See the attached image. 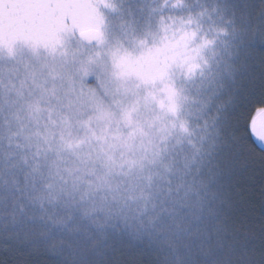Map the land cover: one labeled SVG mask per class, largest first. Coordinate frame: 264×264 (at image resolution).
<instances>
[{"label":"snow or ice","instance_id":"6c2138e0","mask_svg":"<svg viewBox=\"0 0 264 264\" xmlns=\"http://www.w3.org/2000/svg\"><path fill=\"white\" fill-rule=\"evenodd\" d=\"M194 3L195 9L187 0L156 2L138 29L126 18L134 13L125 0H0V60L10 61L19 77V87L8 89L4 121L15 146L8 153L11 183L0 187L14 229L7 238L60 256L57 264H121L107 256L112 230L130 218L128 201L142 199L135 211L150 209L151 219L167 226L158 231L174 252L181 236L202 238L197 253L177 254L175 264H264V218L258 231L241 221L249 176L237 134L242 128L243 139L264 145V98L246 103L245 92L257 42L264 46V3L255 17L231 0ZM84 49L91 51L81 58ZM68 65L70 76L58 70ZM89 76L96 86L86 83ZM260 89L264 97V75ZM189 100L198 105L191 111ZM21 112L35 131L21 122ZM65 151L83 158L95 179H86L85 169L67 170L69 186L55 161V172L45 174L41 155L46 160L55 152L62 160ZM89 160L99 161L103 173L87 167ZM114 173L131 178L132 191L143 182L151 189L154 177L179 182L173 187L168 180L166 193L140 187L133 196L112 184ZM260 175L264 210V165ZM177 204L189 208L190 219L173 214ZM78 253L97 259L78 260Z\"/></svg>","mask_w":264,"mask_h":264},{"label":"trees","instance_id":"16d2710c","mask_svg":"<svg viewBox=\"0 0 264 264\" xmlns=\"http://www.w3.org/2000/svg\"><path fill=\"white\" fill-rule=\"evenodd\" d=\"M156 2L162 3L163 0H125L124 8L127 9L130 7L133 10V17H126L129 19H134L137 23V28L139 29L144 23L145 15L147 8L149 6H155ZM188 3L192 4L193 9L197 7L194 3V0H187ZM209 6L213 3H216L217 0H207ZM220 3L225 2V0H219ZM235 3L240 9L246 10L255 17L257 10L260 5L264 3V0H231ZM247 6V8H245ZM102 11H107L102 9ZM169 9H165V12H168ZM0 15H2V6H0ZM109 20H113L111 14L108 16ZM155 23V21H153ZM218 24L224 23V21H217ZM118 31V30H117ZM127 44V41H125ZM71 48L75 50L77 45L75 42L71 45ZM91 49L82 50L79 55L81 58H86ZM252 64L251 75L248 77L245 82V92L247 93V102H255L264 98L261 95L260 89V79L264 75V46H260L259 42L255 47L252 59L250 61ZM62 74L70 76L72 74V66L68 65L65 68L58 69ZM13 66L12 63L8 60H0V105L4 106V114L0 115V171H3L5 175L0 176V187L5 186V181L8 184L11 183L12 175L9 174V164L11 161L8 158V153L15 150V146L10 147L8 144V134H9V125L4 121L8 118V105L11 103L12 94L8 93V89L12 88L13 84L19 87V77L13 76ZM23 71V69H21ZM11 80V83L9 82ZM86 83L91 86L95 85V77L89 76L86 79ZM98 87V86H97ZM101 94L102 90L98 88ZM193 95L195 93L193 92ZM197 104H194L189 100L185 104V108L189 111L197 107ZM20 115L23 117L21 122L29 123V128L32 131H35V127L31 125L28 121L27 116L24 112H21ZM150 115V114H149ZM53 118H55V113H53ZM47 122V116L45 114L44 120L38 125L43 131L44 123ZM11 130H16L15 128ZM238 135L241 136V158L245 159L248 162L247 170L249 178L245 183V191L248 192L249 196V207L243 210L241 215V221L244 226L248 229H253L258 231V225L262 218H264V210L259 206V185L261 179V166L264 165V153L260 152L253 144L252 139L248 138L247 140L243 139V129L239 128ZM27 151V149H25ZM31 151L35 153L36 148L33 145ZM63 159L57 160L55 152L49 153L47 159L45 160L44 156L41 155L39 158L41 160L42 170L45 174L48 173L49 169L55 172V164L60 165L61 173L64 177H68V185H71L72 178L69 176L67 170H72L73 175H79L80 169H85L84 164L82 163L81 157H77L71 152L65 151L61 153ZM119 156V151L117 152ZM55 161V164L53 163ZM95 167L98 173H103L104 169L99 161L93 162L88 161L87 167ZM163 171V170H161ZM85 178L86 179H95L94 176L87 175L85 169ZM21 183H23V174L19 175ZM111 182L113 185H121V189H129V177H125L122 174L117 175L113 174L111 176ZM168 180L173 181V187L179 181L169 176ZM168 180L156 179L154 177L152 188L149 189L146 187V182H143L139 186L135 187V190L131 191L133 196H136L140 187H144V191H151L155 193L159 188L162 192H167ZM132 183L135 184V181L132 180ZM83 187V185H82ZM107 191L105 190V193ZM128 192H124V196L127 197ZM7 193L0 194V199H6ZM128 203L132 206L131 211H129L128 220H118L116 221V227L112 230L113 233V246L111 249L106 250L107 256L109 259H118L121 264H175L176 255L179 254L187 259L189 255V250L193 254L198 252V245L201 243L202 238H197V236H192L188 238L186 236H181L179 239L175 240L177 251L174 252L169 243V238L164 233L158 231L160 228H166L165 224H162L159 219H151L154 215L149 209L147 212H137L136 209H139L143 204V200H130ZM171 207V205L169 206ZM8 207L6 205H0V264H57L61 261L60 256H52L48 253L40 250H34L27 247L18 246L13 239L7 238V233L14 231L11 218L6 215ZM189 211L188 207H181L179 204L175 206L173 214L177 217L184 216L185 219H190L187 215ZM167 216V213L162 214ZM139 216V219L133 217ZM7 224V227L4 225ZM54 230V226L49 225ZM115 233H119L116 235ZM139 236V239H132V237ZM59 238V236H58ZM187 245V247H185ZM219 249L216 250L217 255H219ZM78 260L89 261L97 259L91 253L84 255L78 253ZM103 259V258H101ZM197 259H203L201 256H197ZM63 264H68L67 260L63 261Z\"/></svg>","mask_w":264,"mask_h":264},{"label":"water","instance_id":"95a60500","mask_svg":"<svg viewBox=\"0 0 264 264\" xmlns=\"http://www.w3.org/2000/svg\"><path fill=\"white\" fill-rule=\"evenodd\" d=\"M254 146L262 153H264V145L260 144L259 142L255 141L254 138H251Z\"/></svg>","mask_w":264,"mask_h":264}]
</instances>
